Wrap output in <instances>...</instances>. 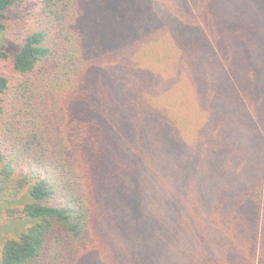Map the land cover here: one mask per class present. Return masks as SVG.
<instances>
[{
    "label": "trees",
    "instance_id": "16d2710c",
    "mask_svg": "<svg viewBox=\"0 0 264 264\" xmlns=\"http://www.w3.org/2000/svg\"><path fill=\"white\" fill-rule=\"evenodd\" d=\"M17 1L0 0V58L13 54L11 80L0 74V202L26 226L0 264H264L255 0H227L235 14L172 0L184 18L166 10L157 31L140 25V0H34L7 45L2 12ZM115 43L129 53L100 63ZM135 179L155 204L137 222L113 208Z\"/></svg>",
    "mask_w": 264,
    "mask_h": 264
},
{
    "label": "rangeland",
    "instance_id": "374dc122",
    "mask_svg": "<svg viewBox=\"0 0 264 264\" xmlns=\"http://www.w3.org/2000/svg\"><path fill=\"white\" fill-rule=\"evenodd\" d=\"M178 4L179 0H175ZM219 1L218 4H216V9L219 11L218 13L223 12L224 9L229 10L230 13H236V9L234 11V8L236 6H229L227 7V0H217ZM141 9V14H140V20H141V26L144 27L146 25L151 26V31H157V24L153 23V20L156 19V21H165L163 17L165 18L164 12L166 10H169L170 13H173L177 16H173L172 21L178 22L184 18L182 16L181 11L179 10H174L171 7L172 0H140V4L142 5ZM242 4L245 3V1H241ZM253 4L257 9L256 16L259 17V15L264 16V0H255L253 1ZM34 0H18L16 3L11 5L10 7L6 8L2 14V21L5 25V33H4V40L7 42V45H17L20 43L21 38L26 32V28L32 25V19L31 15L34 12ZM222 10H220V9ZM184 12V10H183ZM222 14V13H221ZM224 15L228 16L229 14L227 12L223 13ZM178 16H181L180 20ZM212 13L209 12L208 17H211ZM255 16V17H256ZM157 26V27H156ZM159 36V34H157ZM128 44H121L120 46L117 45L116 43L111 46L109 51L104 53L102 56H100L101 61L100 63H104L106 61H113L114 58L117 55V51L120 49L122 53H129V48ZM148 52L150 51V46H148ZM114 52V53H113ZM110 53H113L112 57H110ZM133 58L138 60L139 58H143V56H140L139 54H136L135 52L133 53ZM96 59V58H95ZM150 60L147 55L145 56V61ZM12 61H13V54L10 53V50L7 54V57L5 58H0V74L6 76L9 80H11L13 76V71H12ZM96 61H99V59ZM98 68V65L96 66ZM173 70V67L171 68ZM170 70V71H171ZM260 137V143L259 147L264 148V133H261ZM177 159L176 153H171L168 156L164 157L163 156V161H162V168L161 172L163 173H168V172H173V160ZM163 173H160V181H157L155 184V188L162 190L165 186L166 183V176L163 178ZM167 175V174H166ZM170 180L171 184V190H174V175L173 173H170L167 175ZM140 180L135 179L132 183H130L125 189V195L124 197L127 196L126 201L123 200L122 204L117 207V213L120 216L124 215H130L131 214V221L137 222L138 220H141V216L139 215L140 213L143 214L145 213L144 209L151 210L152 207H155V204L152 202V204L147 203V198L142 197V194L145 195V191L143 190L142 185L140 184ZM23 196L18 197L17 199L12 201L11 205H18L19 203H22L23 201ZM127 201H130L129 204H127ZM8 203H1L0 202V255H1V248H2V243L4 239L10 235L15 234L18 230L23 229L26 224L25 223H20L18 219H13L10 215L8 217L7 215V209L6 207L8 206ZM6 206V207H5ZM10 206V205H9ZM140 208V212H137V209Z\"/></svg>",
    "mask_w": 264,
    "mask_h": 264
}]
</instances>
